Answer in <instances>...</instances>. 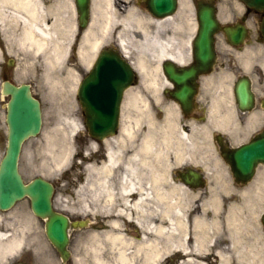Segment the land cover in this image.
Here are the masks:
<instances>
[{
    "label": "flooded vegetation",
    "instance_id": "obj_1",
    "mask_svg": "<svg viewBox=\"0 0 264 264\" xmlns=\"http://www.w3.org/2000/svg\"><path fill=\"white\" fill-rule=\"evenodd\" d=\"M40 1L48 12L46 22L49 25L74 30L66 61L67 70L78 74L80 78L84 77L91 64L86 65L80 53L83 34L87 29L82 28V20L78 15L79 4L76 0ZM5 2V7L0 10L6 13L8 7ZM139 3L143 4L145 15L153 19L164 20L174 17L172 22L165 24L164 34L165 37L179 40L177 49L183 58L174 59L169 56L160 62L162 85L158 90L147 91L145 99L149 106V115L156 123H161L159 117L165 122L168 113H175L172 119L168 118L166 121H169L177 134H171L175 139L169 143L160 136L156 138L155 134H152L154 144H148L151 146L150 150L146 149L148 145L145 143V140L150 138L148 133H133L128 139L119 133L113 138L115 147L119 148L124 159L130 157L134 159L135 155L138 156L141 167L140 176H145L147 179L138 181L137 185H141L140 190L150 188L147 191L150 197L144 196L142 209L132 207L131 204L137 200V192L133 191L127 195L130 203L126 206L118 175L116 181L112 183L111 191L114 194L112 202L107 201V193L104 190L98 189V196L101 194L100 198L102 202L104 201L100 206V215L110 223L118 221L119 232L114 233L121 232L125 238L132 239L133 242L128 250L134 260L132 264H238L242 258H238L237 254L242 255L246 247L238 245L235 249L233 248V231L229 228L236 223L253 219L258 229L264 231L261 221L264 213V208L261 206L263 200L257 199L256 204L245 205L241 209L243 212L255 210L256 214L250 213L252 217L247 213L236 215L240 221L236 220L234 223L230 220L232 216L229 217V212L220 213L219 216L216 212L214 213L212 206L219 203V206H223V210L224 206H228L230 211L231 205L241 206L243 203L238 204L237 201H244V199L202 198L201 192L204 189L242 190L246 188L247 185L243 184V180L237 179L233 172L234 152L253 141H264V44L261 42L260 30L264 12L248 9L239 0H171L163 4L161 8L167 11L173 10L172 14L160 17L154 13V0H141ZM202 6L214 9V17L222 23V28H228L229 35L244 28L246 33L252 36L241 39L232 38L226 32L217 30L219 32L210 39L200 42L198 10ZM18 9L25 12V5L21 4ZM90 9L91 12L94 10L93 0H91ZM91 19L90 16L89 23ZM185 19L187 21L191 19L194 28L187 24ZM250 19L254 21L251 25L248 24ZM5 20L6 18L2 17L0 26ZM177 25H180V30ZM108 42L118 44L116 38ZM3 49L7 51L5 46H0L1 52ZM171 49L172 51L176 49L175 44H172ZM93 60L94 58L92 62ZM10 65H14V62L7 61V58L0 60V77L3 78L9 73ZM173 65L175 70L172 77L168 68ZM243 81L249 83L246 87L249 97L246 108L240 106L237 93L239 84ZM132 88L139 89L137 85ZM82 114L85 124L87 117L84 110ZM124 115L125 110L122 107L121 125L125 121ZM86 132V140L81 149L85 163L106 160L107 141L112 138L94 139L88 135V131ZM94 143H96V150L92 149ZM171 145L176 147L175 151ZM166 147L171 151V155L175 153L170 160ZM159 149L163 150V154H159ZM183 154L184 157L181 158L180 155ZM260 167H264V164L258 165L257 174ZM168 169L170 173L166 172ZM82 184L87 188L84 189L85 194H89L90 190L94 189L89 187L88 183ZM202 186L204 188H201ZM169 196L170 201H180L181 212L171 214L178 215L185 223L186 239L183 242L177 240L183 232L180 229L175 233L170 230L172 241L166 235H158L155 229H151L159 225L169 229L168 215L165 212L168 208L166 202L169 201ZM56 208L63 211L62 208ZM87 210H90V205ZM258 211L260 214L257 215ZM79 218H81L80 214L74 217V219ZM136 218H141L143 224L137 223ZM84 219L89 220L88 217ZM175 219L178 220V218ZM200 221L208 225L203 228L197 227L196 223ZM147 224L151 226H146ZM106 231L108 230L104 232ZM129 233L135 237L130 238L132 236H129ZM127 241L125 239V243L128 244ZM147 243L159 244L162 249L160 256L156 254V261L154 259L146 261V254L137 251L139 247Z\"/></svg>",
    "mask_w": 264,
    "mask_h": 264
},
{
    "label": "rangeland",
    "instance_id": "obj_2",
    "mask_svg": "<svg viewBox=\"0 0 264 264\" xmlns=\"http://www.w3.org/2000/svg\"><path fill=\"white\" fill-rule=\"evenodd\" d=\"M19 5H21V3ZM122 7L125 8V4ZM14 9L15 7L13 5L9 6L8 20H5L2 24L3 26H0L7 29L5 35H0V46H5L7 49V51L4 49L2 52L0 51V60L7 58V61L14 62V65H10L9 73L6 76H3V78L0 77V160L3 157L7 146V125L5 115L6 103L9 99L7 96L1 94V80H12L16 84L28 83L31 85L34 95L41 101L44 123L41 133L27 140L23 146L22 155L19 161L20 173L26 182L31 181L37 176H43L49 179L56 186V194L54 197L55 206L62 208L73 218L80 214L82 219L88 217L90 220V224L86 228L75 229L70 232V250L72 252V257L68 263L130 264L128 263L130 260H121L120 256L117 254L116 250L119 249L120 246H115V244L103 234L105 230L113 229L107 227L110 221H107L102 215H100V206H102V203L104 202H102V199L100 198L101 194L98 196V189H91L89 194H85L84 189L87 188L83 187L82 184L83 182L87 183V164L93 163L91 165H95L97 161L85 163L82 158L81 149L85 140L84 136L86 127L83 122L82 109L76 95L77 79L75 77L68 79L67 77L68 71H66V61L68 55H66L65 60L55 63L49 59L48 55H45L44 57L38 55L35 51L39 52L40 50L38 47L37 50H34L32 48L34 47L33 44H26V46H23L19 40L23 37L22 30L24 24L20 22L19 18L14 17V13H11ZM141 10L144 12L143 7H141ZM253 22V19H250L248 24L251 25ZM61 28H64V30L66 29V31L68 30L65 27ZM116 31V29H113L110 33L101 36L102 39L99 49L113 43L108 41L113 39L112 37L116 38ZM72 34L74 35V32H72ZM71 39L72 36L67 39L68 45L66 48L70 46L69 43L71 42ZM130 49L132 56L135 59L137 57L136 49L132 46ZM88 52L91 56L85 61V63L89 61L95 53V51L93 52V49H89ZM49 74L55 79V83L52 82L51 78H48ZM58 79H61L62 82H56ZM157 85H160L159 82H157ZM137 86L140 87L139 84ZM147 93V91L142 90V92H139L136 95L139 105L146 104L148 107L146 113L141 111V107H139V109L124 108V122L131 126L132 133H148L150 123L153 124V126L156 125V121L152 120V117L149 115V106L145 99ZM174 116V112L168 113L167 115L169 119H172ZM139 118H142L141 122L136 123V120ZM168 118H166V120ZM71 119H75L79 123L81 133L72 137L69 158L64 161L62 165L57 166L56 159L60 152L59 148L63 143L65 133L69 130L68 123ZM162 120L164 119L159 117V122H164ZM170 128V133L176 135L177 132L174 130L173 126H170ZM122 131L121 134L123 133ZM123 134V136L128 139L130 133ZM171 146L175 151L176 147L174 145ZM165 149L168 150L167 147ZM168 153L169 160L172 155L175 156V153L171 155V151L169 150ZM167 171L168 170H166V172ZM254 183L259 187L256 188L260 189L257 195L254 190L251 189L254 186L252 185L253 183L241 191L250 190L249 193L247 192L249 197H263L264 167L259 169L258 176ZM231 191L232 190L204 189L201 192V197H245L242 193L236 195L237 192L233 195ZM107 201L110 202L111 200ZM247 201H249L248 198L243 204L257 203V201ZM89 205L90 210L88 211L87 208H89ZM212 207L214 208V213L216 212L218 215L220 213L229 212L228 206H224L223 210V206H219V203ZM230 207V211L236 209L242 214H249L248 211L243 212L238 209L237 206ZM229 229L230 231H233L232 239L236 236L243 235V232L245 231L242 227L238 228L237 226L230 227ZM0 231L10 235L8 241L6 239L3 240V246L6 242L9 243L15 239H23L22 246L14 251L13 254L7 253L5 249L0 252V264H13L17 261H24L33 264H64L61 261L58 252L47 239L45 234V221L33 214L30 207V200L28 198L19 201L10 210L0 211ZM96 233L101 234L98 241V253L94 251V244L90 242V236ZM129 236H132L130 238L135 237L133 234H130ZM254 238L255 239L253 240L246 235L244 236V239L246 240L245 244L249 249L262 246L260 239H264V233H262L261 236ZM127 239L128 238H126V240ZM243 252L245 254L247 251L244 250ZM100 253L102 256H100ZM97 255L101 257L100 260H98ZM147 261L149 262L151 260ZM246 262L247 260L245 263ZM245 263L240 261L238 264ZM259 263H262L261 260L258 261V264Z\"/></svg>",
    "mask_w": 264,
    "mask_h": 264
},
{
    "label": "bare ground",
    "instance_id": "obj_3",
    "mask_svg": "<svg viewBox=\"0 0 264 264\" xmlns=\"http://www.w3.org/2000/svg\"><path fill=\"white\" fill-rule=\"evenodd\" d=\"M0 8L3 9L5 7L4 0H0ZM126 1V3L124 2ZM132 0H95L94 2V23L92 27L88 30L86 35L84 36V43L81 49V56L86 61L88 58H90V54L88 52L89 49H93V52L98 49L101 42V36L103 34H108L113 29L117 30L116 34L118 36V43L120 44L122 50L124 53L128 56H132V52L130 47H134L137 52V57L134 60V65L136 69L141 74V82L139 89H130L128 91L127 95V101H126V108H134L139 109L141 107V111L145 112L147 106L146 104L139 105L138 98L136 97L137 93L142 92L143 90L146 91H154L158 90L157 82H159L160 86L162 85L161 77V70H160V62L166 58V57H173L174 59H182L183 56L179 49H177L179 45V40L177 38H168L165 37L164 34V26L167 22H172L174 17H169L168 19L164 20H157L153 19L148 15H145L138 7L134 6L131 3ZM5 3H7V7L9 8L10 5H13L15 9L11 12L14 13V17L21 18L24 24L23 30H22V36L20 38V42L23 46H26V44H33L34 47H32L34 50L38 49L39 52L35 51L38 55L45 56L48 55L49 59L52 60L55 63H59L63 60H65V57L67 55V39L71 38L73 29L69 28L67 31L66 29L61 27L49 26L46 22V17L48 15L47 10L43 8L41 3L38 4L37 0H7ZM25 5V12H23L25 17H21L19 14L22 13L18 10L19 4ZM125 4V8L122 6ZM29 7V9H28ZM28 9V10H27ZM8 17L9 11L4 12L0 10V20L2 17ZM180 17V15H179ZM178 18V17H177ZM187 20L185 19V22ZM190 21V22H189ZM184 23V22H183ZM187 24H190V26H193L194 23L191 19L187 21ZM178 29L180 28V25H177ZM192 28V30H193ZM180 30V29H179ZM191 30V31H192ZM55 31L57 36L55 35ZM1 34L5 35L7 32V29L4 27L0 28ZM175 36L177 35L176 32H174ZM177 37V36H176ZM6 38V37H5ZM53 42V43H52ZM172 44H175L176 49L172 51L171 46ZM170 46V47H169ZM36 48V49H35ZM151 61H154L153 63H150ZM89 64H91L92 60L90 59ZM88 64V63H87ZM88 64V65H89ZM68 79H71L72 77H75L78 81V75L69 72L68 71ZM48 78L52 79V82L55 83V79L52 78V76L49 74ZM56 82H62L61 79H58ZM78 82H76L77 84ZM138 123V122H137ZM69 130L65 133V138L63 140V143L61 145L59 155L56 159L57 166H60L63 164L64 161H66L71 152V140L74 135L81 133V127L79 123L74 119L70 120L68 123ZM171 124L164 122V123H156L155 126L150 123L149 125V134L148 136L150 138L145 140V143L148 145H153L154 135L158 138L160 136L164 140H166V143L171 142L175 137L173 138L170 133ZM132 128L130 125L126 124V126L123 129V133H130L132 134ZM122 133V135H124ZM179 133V132H178ZM181 133H184L181 131ZM108 143V149H107V158L106 160L102 162H98L95 165H89L87 167V183L89 187H92L94 189H102L107 193V200H111L114 197L113 192L111 191L113 189L112 183L116 181V177L118 178V181L121 183L120 189L124 193L123 201L126 206H129V200L127 199L131 192L136 191V198L134 204H131L132 207L141 208L143 200L145 197H150V194L147 193V191L150 188L140 190L142 187L138 186V181H144L147 179L145 176H140L141 173V167H140V161L138 159V156H134V159L127 158L124 159V156L120 152L118 147H115L114 139H109L107 141ZM146 146V149L150 150V147ZM148 150V151H149ZM165 153V152H164ZM159 154H163V150L159 149ZM180 157H184L183 155H180ZM121 167V169H120ZM156 178V177H155ZM152 180H155L152 178ZM258 187L255 183L253 188L255 194L257 195L258 191L260 189L256 188ZM250 191L248 190V193ZM139 193V194H138ZM242 194L245 195V197H249L247 195L246 191H242ZM171 197L169 196V201H167V210L165 211L168 215L167 217V223L169 224V229H166L164 226L159 225L155 228V231H157L158 235H166L170 241L172 236L170 233V230L172 232H176L178 228H180L181 235L178 233L177 240L178 241H185V223L182 221L178 215H172L171 213L176 212V214H179L181 212V206L180 201H170ZM259 200H264L263 197H260ZM174 208V209H170ZM230 217V214H229ZM175 218H178L175 219ZM230 220L236 223L237 218L235 216L230 217ZM137 223L143 224L141 218H136ZM178 223L180 225H178ZM197 227L203 228L205 225L207 226L208 223H205L203 221H200L199 223H196ZM237 226H240L239 223H236ZM146 226H151L150 224H147ZM120 223L118 221H112L108 228H111L113 230L106 231L104 236H106L109 240H111L112 243L115 244V246H120L119 249L116 250L117 254L120 256L122 260H129L132 258V256L127 252V250L130 249L131 243L133 242L132 239H127L128 244L125 243V237L124 235L114 233L119 232L117 229H119ZM101 234H93L90 236V242L94 244V251L98 253V247H99V238ZM9 234H6L4 232L0 231V252L5 249L7 253L13 254L14 251L18 250L22 244L23 239H15L9 243L6 242V244L3 246V240L6 239L8 241ZM253 240L255 238H252ZM260 242L262 243V246H258L257 248L249 249L243 256V262L247 260L245 264H258V261L261 260L264 264V239H260ZM145 244V242L143 243ZM238 245H241V242L239 241V238H234L232 241V246L235 249ZM114 247V246H113ZM141 251L148 254V257L150 259L155 260L156 254L159 256L162 254V249L160 248L159 244H149L142 245ZM95 253V254H97ZM151 255V257H150ZM100 256L102 254L100 253ZM99 255H97L98 260L101 259ZM238 258H242V255L240 253L237 254ZM148 258V259H149ZM156 261V260H155ZM154 261V262H155Z\"/></svg>",
    "mask_w": 264,
    "mask_h": 264
},
{
    "label": "water",
    "instance_id": "obj_4",
    "mask_svg": "<svg viewBox=\"0 0 264 264\" xmlns=\"http://www.w3.org/2000/svg\"><path fill=\"white\" fill-rule=\"evenodd\" d=\"M154 7L161 8L162 0H154ZM249 8L264 10V0H242ZM85 4L79 12L84 21L88 18V0H78ZM170 2L165 0V4ZM171 5V4H170ZM161 14V13H158ZM200 42L212 37L218 23L213 11L208 6L200 9ZM244 33V32H243ZM264 34V22H263ZM244 34H239L242 37ZM237 35H235L236 37ZM175 68L170 71L171 73ZM174 74V73H173ZM134 68L122 57L118 50L107 48L101 51L94 68L82 80L78 90V98L86 109L87 127L94 137L115 134L119 125L120 106L124 92L133 85ZM247 82L239 84L237 93L239 103L245 107L249 103ZM3 92L11 95L7 105V123L9 127L6 153L0 162V209L12 208L15 203L25 197L31 200V208L35 215L46 220V234L52 245L66 262L70 258L69 230L81 228L84 221L70 222L69 218L56 213L52 208L54 187L48 180L37 177L26 184L19 172V158L23 143L30 137L37 136L42 129V109L40 101L33 97L30 86L13 85L6 81ZM236 169L239 176H252L258 161H264V141L257 140L235 153ZM23 264V263H15Z\"/></svg>",
    "mask_w": 264,
    "mask_h": 264
}]
</instances>
